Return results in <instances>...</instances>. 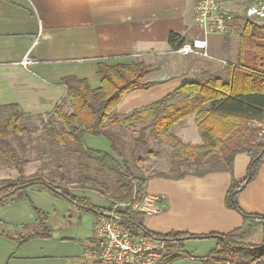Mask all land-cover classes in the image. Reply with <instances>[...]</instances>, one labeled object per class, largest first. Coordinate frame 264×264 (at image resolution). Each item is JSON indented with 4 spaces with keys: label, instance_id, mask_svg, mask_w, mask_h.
Here are the masks:
<instances>
[{
    "label": "crops",
    "instance_id": "1",
    "mask_svg": "<svg viewBox=\"0 0 264 264\" xmlns=\"http://www.w3.org/2000/svg\"><path fill=\"white\" fill-rule=\"evenodd\" d=\"M195 1L0 0V104H15L25 116H46L66 99L63 78L73 76L96 89L100 86L98 64L143 61L153 67L144 80L157 83L148 89L126 93L113 111L121 117L147 108L183 82L198 78L197 73L203 74L212 64H226L227 54L236 55V44H231L232 49L227 48L225 35L210 34L207 36L209 57L190 55L182 56L180 62L173 60L168 44L171 32L184 41L202 35L194 23ZM25 58L32 61L26 67L21 64ZM138 125L142 126L143 122ZM172 129L183 143H202L195 115L175 123ZM83 142L90 149L112 154L111 145L104 137L85 135ZM262 161L257 176L239 193L237 202L244 211L264 216V154ZM248 164L247 155L237 154L232 175L226 171L203 176L189 174L179 179L159 172L145 175L143 196L151 195L155 200L149 210L138 212L134 220L144 227L146 234L151 232L156 236L171 231L205 235L237 230L243 227L242 216L226 206L225 195L231 178L243 179ZM71 189L74 195L86 197L93 204L101 200L94 190ZM26 193L29 200L0 206V232L26 233L35 226L37 217L32 207L48 213L49 217L55 215L59 222L67 211H76L74 206L42 188L28 189ZM94 205L111 207L104 202ZM96 217L99 215L81 214L82 224L86 226L82 235L59 229L52 232L51 238H33L23 244L0 235V264H81L82 258L88 260L86 253ZM24 226L29 228L24 230ZM79 236L83 241L77 239ZM254 236L258 242L249 241ZM262 240L263 232L259 228L246 242L257 244ZM216 248L215 238L184 239L171 249L181 256L165 263L204 264ZM258 264H264V256Z\"/></svg>",
    "mask_w": 264,
    "mask_h": 264
},
{
    "label": "trees",
    "instance_id": "2",
    "mask_svg": "<svg viewBox=\"0 0 264 264\" xmlns=\"http://www.w3.org/2000/svg\"><path fill=\"white\" fill-rule=\"evenodd\" d=\"M240 27L235 60L226 64L228 74L225 79L221 76L191 79L147 108L133 110L121 117L113 109L126 93L148 89L157 83L144 80L153 67L143 61L114 65L100 63L97 68L100 86L96 89H91L85 80L73 76L63 78L61 84L65 87L66 99L72 110L70 113L62 111L64 100L56 104L50 113L56 116V122H47L42 126L43 135L36 137L39 141L36 149L38 156H51L53 166L47 168L46 174L40 171L25 174L31 141L29 139L24 143L21 137H31L34 129L20 124L26 116L17 105L0 104V110H8L4 122L0 123V156L17 173L15 178L0 179V206L29 200L28 189L42 188L53 197L88 213L103 215L114 209L122 226L146 231L134 220L135 213L130 207L113 204L116 199L133 205L144 195L147 178L133 174L124 153L123 132L119 131L124 127H133L135 122H143L137 136L131 137L132 161L141 162L154 152L150 147L151 139L153 142L165 141L172 147L171 171L178 170L182 164L195 168L202 164L209 165V169L199 172L181 170L173 176L159 174L165 177L179 179L189 174L203 176L219 171L232 175L234 157L237 154L249 157L244 178L239 181L231 178L225 195L226 206L241 214L243 227L225 234L211 232L192 235L178 231L157 234L167 242L170 254L166 261L181 256L180 253L171 252V249L184 239L215 238L217 248L209 253L204 264H213V261L216 262L214 264H258L264 256V216L244 211L237 202V196L257 176L263 164L264 25L247 21ZM182 42L184 40L177 33L169 34L171 51ZM225 42H228L226 34ZM191 115H195L201 144L183 143L171 132L175 123ZM85 135L107 139L112 154L86 147L83 142ZM11 140L16 141V147ZM72 187L94 190L108 198L112 207L101 208L86 197L76 196L70 191ZM32 208L37 217L35 226L26 233L0 232V235L18 244L33 238H51L52 230L47 225L49 214ZM28 228L24 226L23 229ZM259 228L263 232V240L257 244L247 243V238Z\"/></svg>",
    "mask_w": 264,
    "mask_h": 264
},
{
    "label": "built area",
    "instance_id": "3",
    "mask_svg": "<svg viewBox=\"0 0 264 264\" xmlns=\"http://www.w3.org/2000/svg\"><path fill=\"white\" fill-rule=\"evenodd\" d=\"M264 20V0H196L194 23L200 37L182 42L171 52L181 56L209 57L210 34L225 35L236 23ZM32 61L23 59L28 66ZM154 196H142L132 206L138 212L150 209ZM127 207V206H126ZM170 254L165 239L121 225L114 209L101 214L94 226L93 242L87 250L89 264H166Z\"/></svg>",
    "mask_w": 264,
    "mask_h": 264
},
{
    "label": "rangeland",
    "instance_id": "4",
    "mask_svg": "<svg viewBox=\"0 0 264 264\" xmlns=\"http://www.w3.org/2000/svg\"><path fill=\"white\" fill-rule=\"evenodd\" d=\"M244 24L243 22L241 23H236L235 28L229 32L228 34H226L228 36V42L226 43L227 48L232 49L233 46H231V44H236L237 46V40H238V33L241 31V25ZM258 25L262 26L264 25V20L258 22ZM173 55V60L177 59L176 62H180V59L182 58L181 55H177L174 53H171ZM234 55L230 56L227 54V56L225 57L226 59V64L234 62L235 60V56L233 58ZM198 58V56L196 57ZM226 64H222V65H215L212 64V66L209 67V69L207 71H205L203 74H199L197 73V77L198 79H207L210 76H221L223 79H225L227 77L228 74V67ZM181 65L179 63L176 64ZM199 74V76H198ZM67 104V105H65ZM72 110L70 103L68 102L67 99H65L62 102V111L64 113H70ZM8 114V110H4L1 109L0 110V123L4 122L6 115ZM57 118L55 115L50 114V115H46V116H26L22 119L21 121V125H26L30 128L34 129V132L32 133V136L27 137L26 135H23L21 137L22 142H28V140L30 139V143L28 145L29 151L27 153V159H28V163L26 166V174L28 175L29 173L36 171H40L44 174L47 173V168L53 166V164H51V156H49L48 154H46L44 157H40L37 154V147L38 146V142L36 140V137L38 135H43V125H46L47 122L49 123L50 121H54L56 122ZM36 128V130H35ZM138 128L139 125L137 122L134 123L133 127H124L121 128L119 131L123 132L122 133V137L124 140V153L126 158L130 161V168L133 172L134 175L136 176H145V175H149L150 173H163V174H168L173 176L175 174V172H188V173H193V172H199V171H204L206 169H209V165L208 164H202L197 166V168L193 167V166H189L186 167L184 164H182L178 170L176 171H171V159H170V153L172 152V147L167 144L165 141L162 142H153L151 139L150 141V147L152 148V150H154V152L148 156L144 157V160L141 162H136V161H132L130 158V148H132V138L137 136L138 133ZM171 132L173 133V129L171 130ZM174 134V133H173ZM11 144L16 147V141L15 140H11ZM33 146V147H31ZM31 147V148H30ZM143 157V156H142ZM47 164V165H46ZM42 167H44V169H42ZM35 171V172H36ZM16 171L5 161L4 158H2L0 156V179L3 178H15L17 176V174L15 173ZM51 180L52 178H47V180ZM79 188V187H76ZM70 191H72V189L70 188ZM110 194H114L116 195V193H110ZM100 196V194H99ZM104 202V204L106 203H111V201H109L108 198L101 196V200L98 203H102ZM92 203V202H91ZM96 202H94V204H98ZM117 206H120L122 208H126L130 207L131 211L133 213H135V218L137 216L138 211H135L134 209H132V206H128L126 205L127 202H120L118 200H113V204H115ZM93 204V203H92ZM111 206V205H110ZM112 207V206H111ZM75 212L74 211H67L65 213V216L62 217L61 222H59L57 219H55V215H50L49 220H48V227L52 230V232H58L59 229H67L72 235L74 233L82 235V229L85 231L86 230V226H83L82 222L83 220L81 219V214L82 213H88L85 212L83 210H79L77 208H75ZM79 214V216H78ZM90 216H94V213H89ZM96 216V215H95ZM98 218H95V224H97ZM94 224V225H95ZM80 241H83L82 237H78L77 238ZM92 240V241H90ZM90 243L93 242V236H91L90 238ZM250 242H258L259 239L257 236L252 237L250 240ZM83 262V263H82ZM82 262L81 264H89L88 260L83 259L82 258ZM216 263L215 261H213V264ZM220 264H226V263H220Z\"/></svg>",
    "mask_w": 264,
    "mask_h": 264
}]
</instances>
